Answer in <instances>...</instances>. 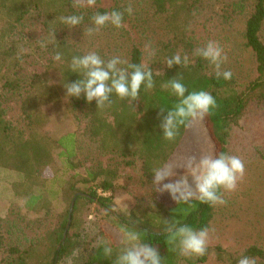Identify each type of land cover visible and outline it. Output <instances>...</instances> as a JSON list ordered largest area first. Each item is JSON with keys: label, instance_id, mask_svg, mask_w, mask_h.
Wrapping results in <instances>:
<instances>
[{"label": "trees", "instance_id": "trees-1", "mask_svg": "<svg viewBox=\"0 0 264 264\" xmlns=\"http://www.w3.org/2000/svg\"><path fill=\"white\" fill-rule=\"evenodd\" d=\"M91 1L94 6L76 0H0V169L16 173L9 191L22 199V204L14 207L13 217L0 212V264H60L76 254L80 257L78 264H113L121 242L107 225L120 231H137L144 242L157 248L163 264H205L211 259L237 264L243 255L264 264L262 243L240 250L208 243L202 255L181 254L178 239L166 230L169 223L210 229L217 204L202 202L198 197L179 202L163 199L151 184V169L159 162L177 164L185 156H201L197 143L203 131L212 145L210 154H229L235 129L252 109L264 106V0H149L148 12L160 18L167 34L149 55L135 44L125 54L118 43V31L132 17L127 9L134 0H114L110 8L102 7L101 0ZM113 9L123 13L119 27L106 23L88 31L95 13ZM73 13L82 16L79 25L68 26L60 20ZM33 18L40 24L39 36L25 32ZM242 19L243 44L255 62V75L244 85L233 72L230 79L217 76L215 65L197 52L209 40L216 42L220 36L214 34L215 30H227ZM50 32H55V40H50ZM217 41L218 46L226 42L224 37ZM57 51L62 54L61 60H56L60 75L57 84L23 75L28 57L41 53L54 58ZM89 51L104 60L117 55L125 68L142 64L151 69L153 87L142 86L135 100L113 92L99 107L83 94L65 97L64 83L80 78L69 67L71 57ZM177 52L182 57L187 55L189 62L169 68L166 59ZM171 78L180 79L188 91H208L216 104L202 119L188 127L180 125L176 138L169 141L161 135L159 125L166 114L161 109L172 108L179 100L166 86ZM4 93L21 98L17 122L5 117ZM55 103H62L67 113L85 122L80 137L76 131L58 136L50 131ZM83 148L111 155L114 162L88 163L87 156L79 157ZM260 158L264 161V154ZM57 161L60 166L54 170ZM124 168L137 170L154 192L152 198H139L126 211L117 210L114 202V194L124 180ZM218 191L223 196L225 189ZM92 207L98 211L99 220L96 231L88 236L86 224ZM69 215L70 228L63 241ZM23 228L36 235L20 239ZM100 240L110 242L111 256L104 255Z\"/></svg>", "mask_w": 264, "mask_h": 264}, {"label": "rangeland", "instance_id": "rangeland-1", "mask_svg": "<svg viewBox=\"0 0 264 264\" xmlns=\"http://www.w3.org/2000/svg\"><path fill=\"white\" fill-rule=\"evenodd\" d=\"M84 6H94L91 0H76ZM125 3L131 0H123ZM149 0H134L132 17H128L118 31V43L121 51L127 53L133 44L139 45L146 55H149L157 42L167 37L164 25L160 18L152 17L148 12ZM100 5L105 8L113 7L114 0H101ZM218 8V7H216ZM137 12H141L136 14ZM138 20H134V17ZM243 21L239 20L236 26L227 30H215L218 39L225 38L226 42L220 45L222 49V59L220 69H229L233 72L241 85L246 84L255 75L254 57L248 49L244 47L242 38ZM25 32L33 35H40V24L36 19H30ZM228 38V41L226 39ZM105 40H107L105 38ZM59 63L48 54H34L28 57L23 65L22 73L27 78H40L43 83L57 84L60 80L58 72ZM51 81V83H50ZM5 117L10 122H17L20 118L21 98L15 93H4ZM54 119L49 125L50 131L58 136L66 131H76L80 137L83 134L85 122L77 121L71 114L67 113L62 103H55L52 107ZM198 148L203 154H210L212 145L203 131L198 136ZM80 156H87V162H100L108 164L114 162L111 155L101 154L91 148H83ZM264 154V106L254 108L242 121L241 126L235 129L229 142V154L238 156L244 164L243 175L239 176L236 187L226 190L223 194L224 203H217L216 216L209 231L208 243L221 244L230 250H240L250 244H264V161L260 154ZM60 162L54 165L57 170ZM177 177L183 174L182 163L173 164ZM124 180L121 187L114 194L115 208L126 211L130 209L139 198H152L154 192L152 186L146 184L137 170L124 168ZM16 178V173L7 169H0V212L4 217L12 215L14 207L22 204V199L17 198L9 191V185ZM160 198H171L166 191H158ZM198 193L194 190L189 198H197ZM172 199V198H171ZM170 199V200H171ZM98 211L92 210L88 216V236L96 231V220H99ZM50 225H47V228ZM117 241L122 240V231L116 230L107 225ZM36 234L26 228L19 233V238L34 237ZM29 244V243H20ZM80 257L75 255L74 259L62 261L60 264H78ZM186 264V263H182ZM205 264H223L215 259L209 260Z\"/></svg>", "mask_w": 264, "mask_h": 264}, {"label": "clouds", "instance_id": "clouds-1", "mask_svg": "<svg viewBox=\"0 0 264 264\" xmlns=\"http://www.w3.org/2000/svg\"><path fill=\"white\" fill-rule=\"evenodd\" d=\"M129 14L132 8L129 6ZM123 13L113 9L106 12H97L92 17L94 28L111 23L119 27L122 23ZM82 19L81 15L68 14L60 17V20L68 26H77ZM50 40H55V32H50ZM42 44L46 41H41ZM199 55L207 58L216 67L217 76L230 79V70H220L222 49L214 41L209 40L205 46L197 49ZM62 54L54 53L55 60H61ZM188 57H183L179 52L166 59L169 68L173 65L187 64ZM124 61L117 55L104 60L94 51L71 57L69 64L74 73L80 74V78L72 82H65L64 88L67 98L84 95L88 102L95 100L97 106L103 105L109 100L113 92L121 98L135 100L141 87L151 89L153 87V73L142 64H130L127 68L121 65ZM51 83V81H50ZM167 87L179 98L174 107L167 110L160 122L161 135L172 141L178 135L180 125L188 127L193 121L202 119L216 104L214 97L203 89L188 91L180 79L171 78ZM187 92V94H186ZM183 174L177 177L176 169L167 160L159 162L151 169V184L156 191H166L176 201H187L193 190L198 193L202 202L211 204L224 203L219 189L232 190L236 187L239 176L243 175V161L236 155L219 153L216 155L203 154L199 158L188 155L182 161ZM174 238L178 239V248L181 254L202 255L208 244V227L193 228L187 224H178L175 221L169 223L166 229ZM121 247L115 256L113 264H163L157 248L144 242L135 230L122 228ZM105 256H111L113 248L109 241L100 240ZM237 264H256L255 258L243 255L237 260Z\"/></svg>", "mask_w": 264, "mask_h": 264}, {"label": "water", "instance_id": "water-1", "mask_svg": "<svg viewBox=\"0 0 264 264\" xmlns=\"http://www.w3.org/2000/svg\"><path fill=\"white\" fill-rule=\"evenodd\" d=\"M74 202H75V201L73 200L72 203H71V207H70V215H71V212H72V208H73ZM70 215H69V219H68V222H67L66 230H65V233H64L63 241L65 240V238H66V234H67V232H68V230H69V228H70V223H71Z\"/></svg>", "mask_w": 264, "mask_h": 264}]
</instances>
